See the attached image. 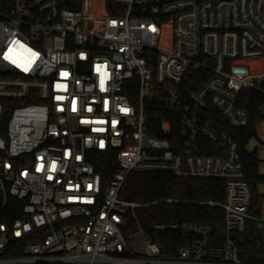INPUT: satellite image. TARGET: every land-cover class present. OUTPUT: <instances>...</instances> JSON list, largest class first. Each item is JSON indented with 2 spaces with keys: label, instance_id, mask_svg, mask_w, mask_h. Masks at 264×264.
Here are the masks:
<instances>
[{
  "label": "built area",
  "instance_id": "1",
  "mask_svg": "<svg viewBox=\"0 0 264 264\" xmlns=\"http://www.w3.org/2000/svg\"><path fill=\"white\" fill-rule=\"evenodd\" d=\"M250 59L264 62V0L0 5V116L2 101H17L0 136V264H264V216L249 210L238 143L207 120L214 107L247 127L240 94L264 93ZM164 112L179 122L174 142ZM205 138L224 154L205 153ZM90 151L113 156L106 184ZM152 170L225 181L223 202L197 201L223 208L222 241L209 223L155 222L192 235L172 252L131 221L147 204L122 197L124 183ZM249 220L260 261L242 258L233 237Z\"/></svg>",
  "mask_w": 264,
  "mask_h": 264
},
{
  "label": "trees",
  "instance_id": "2",
  "mask_svg": "<svg viewBox=\"0 0 264 264\" xmlns=\"http://www.w3.org/2000/svg\"><path fill=\"white\" fill-rule=\"evenodd\" d=\"M11 0H0L3 9L8 7ZM261 63L260 67H252L254 72L264 69V62L260 59H250L246 64ZM17 101L4 100L3 111L0 116V136H7V122ZM239 104L244 107L250 117L249 124L244 128L230 126L222 114L214 107L208 109V122L218 131L228 132L238 143L245 176L251 190L249 210L260 214L261 204L264 201V192L260 186L264 184V175L259 172L261 160L257 149L250 150L248 145L253 137L257 136V127L264 117V93L255 89H245L240 94ZM163 116L170 121L171 133L174 142L175 135L180 136V125L175 120V114L164 112ZM204 152L208 154H224L223 149L215 142L203 139ZM90 160L96 170L100 172L103 183L114 174L115 163L113 156L98 151L89 152ZM122 197L147 204L136 210V221L148 230L155 241H159L168 251H176L181 245L190 243L192 235L181 231H156L152 225L159 221L176 222H205L211 224L215 238L222 241L225 234V212L220 205L199 204L200 200L223 202L226 196V183L221 178L178 177L167 170L133 171L126 179ZM172 198V202L166 199ZM239 248V255L249 261H260L263 252L259 243L260 233L255 229V222L249 220L246 230L233 235Z\"/></svg>",
  "mask_w": 264,
  "mask_h": 264
},
{
  "label": "rangeland",
  "instance_id": "3",
  "mask_svg": "<svg viewBox=\"0 0 264 264\" xmlns=\"http://www.w3.org/2000/svg\"><path fill=\"white\" fill-rule=\"evenodd\" d=\"M257 84L262 85L264 82V76L256 79ZM264 127V121L261 122L257 127V136L250 140L248 148L250 150L257 149L259 159L261 160L259 164V172L264 175V134L262 128ZM260 189L264 190V184L260 186ZM260 214L264 216V203L260 209Z\"/></svg>",
  "mask_w": 264,
  "mask_h": 264
},
{
  "label": "water",
  "instance_id": "4",
  "mask_svg": "<svg viewBox=\"0 0 264 264\" xmlns=\"http://www.w3.org/2000/svg\"><path fill=\"white\" fill-rule=\"evenodd\" d=\"M150 119L152 121H154V123H155V131L158 132L159 129H160V125L162 124L161 123V118L159 116H152V117H150Z\"/></svg>",
  "mask_w": 264,
  "mask_h": 264
},
{
  "label": "snow or ice",
  "instance_id": "5",
  "mask_svg": "<svg viewBox=\"0 0 264 264\" xmlns=\"http://www.w3.org/2000/svg\"><path fill=\"white\" fill-rule=\"evenodd\" d=\"M101 83L103 84V81H101Z\"/></svg>",
  "mask_w": 264,
  "mask_h": 264
},
{
  "label": "crops",
  "instance_id": "6",
  "mask_svg": "<svg viewBox=\"0 0 264 264\" xmlns=\"http://www.w3.org/2000/svg\"><path fill=\"white\" fill-rule=\"evenodd\" d=\"M261 191H264V190L261 189Z\"/></svg>",
  "mask_w": 264,
  "mask_h": 264
}]
</instances>
